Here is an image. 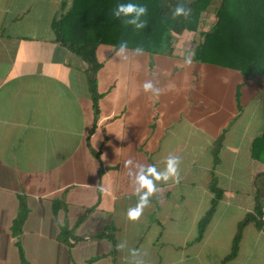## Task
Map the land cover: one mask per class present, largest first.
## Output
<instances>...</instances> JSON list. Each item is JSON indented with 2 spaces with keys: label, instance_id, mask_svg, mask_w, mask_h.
Returning a JSON list of instances; mask_svg holds the SVG:
<instances>
[{
  "label": "crops",
  "instance_id": "crops-1",
  "mask_svg": "<svg viewBox=\"0 0 264 264\" xmlns=\"http://www.w3.org/2000/svg\"><path fill=\"white\" fill-rule=\"evenodd\" d=\"M116 4L0 0V264H129L130 249L144 264H223L264 205V78L186 65L195 32L126 59L99 43L95 102L89 64L69 45L99 38ZM148 80L159 96L143 91ZM169 154L181 158L179 183H158L129 221L138 198L126 161L133 173L163 170ZM225 264H264V230L246 225Z\"/></svg>",
  "mask_w": 264,
  "mask_h": 264
},
{
  "label": "trees",
  "instance_id": "trees-1",
  "mask_svg": "<svg viewBox=\"0 0 264 264\" xmlns=\"http://www.w3.org/2000/svg\"><path fill=\"white\" fill-rule=\"evenodd\" d=\"M128 3L147 5L148 13L141 17L147 21L145 29L136 30L124 24L125 18L113 16L112 20L100 22L99 38L69 45L89 64V84L95 102L98 98L97 73L101 68L96 55L99 43H112L118 47L119 42L124 40L128 43V49L140 46L148 52L159 53L164 47L171 46L176 36L185 31L195 32L200 36L194 51L196 61L233 69L246 77L264 78V0H117L116 6ZM178 4L191 8V15L187 19L182 16L172 18V12ZM107 9L106 14L110 16L109 7ZM211 10H215L216 23L210 30L203 31L200 29L202 15ZM114 28L117 31L110 33ZM261 96H264V87ZM214 192L212 207L199 226L200 237L209 225L222 195L217 188H214ZM23 219L24 215L16 223L19 231ZM250 223L264 230L263 204L258 203L254 212L240 223L231 254L223 264L237 257L243 230Z\"/></svg>",
  "mask_w": 264,
  "mask_h": 264
},
{
  "label": "clouds",
  "instance_id": "clouds-1",
  "mask_svg": "<svg viewBox=\"0 0 264 264\" xmlns=\"http://www.w3.org/2000/svg\"><path fill=\"white\" fill-rule=\"evenodd\" d=\"M147 13V5L128 3L118 4L112 14L117 19L122 17L125 18L123 21L125 25H131L136 30H141L147 27V21L141 19V17L146 16ZM190 15L191 8H186L182 4H178L172 12L173 19L181 16L187 19ZM127 49V41H120L117 48V56L126 59ZM134 51L138 55H142L144 53V49L140 46H137ZM194 55V52L189 53L185 58L184 63L186 65H191ZM143 91L145 93H151L153 96H159L161 94V89L154 85L151 80L144 82ZM131 164L132 160L129 159L126 161L125 166L129 169L128 176L132 184L135 186L134 194L138 199L136 205L128 209L127 219L135 222L140 219L144 210L150 207L151 198L159 191L157 187L158 183H167L169 180H172L174 183H179L181 158L177 155L169 154L165 158V167L163 170H158L155 165L137 164V171L133 173L130 171ZM115 247L117 251H122L127 247V244L126 242L121 241ZM129 256L131 258H137L129 261V264H144V261L140 258L138 250L130 249Z\"/></svg>",
  "mask_w": 264,
  "mask_h": 264
},
{
  "label": "rangeland",
  "instance_id": "rangeland-1",
  "mask_svg": "<svg viewBox=\"0 0 264 264\" xmlns=\"http://www.w3.org/2000/svg\"><path fill=\"white\" fill-rule=\"evenodd\" d=\"M203 21L202 24L200 25V29L203 31H208L210 30L216 23V16H215V10H211L210 12L206 13L203 15ZM200 42V36L197 33L196 35V46ZM261 78V77H257Z\"/></svg>",
  "mask_w": 264,
  "mask_h": 264
}]
</instances>
